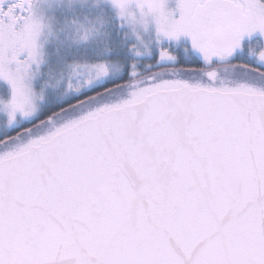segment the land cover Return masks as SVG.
<instances>
[{
	"label": "snow or ice",
	"instance_id": "1",
	"mask_svg": "<svg viewBox=\"0 0 264 264\" xmlns=\"http://www.w3.org/2000/svg\"><path fill=\"white\" fill-rule=\"evenodd\" d=\"M0 264H264V0H0Z\"/></svg>",
	"mask_w": 264,
	"mask_h": 264
},
{
	"label": "rangeland",
	"instance_id": "2",
	"mask_svg": "<svg viewBox=\"0 0 264 264\" xmlns=\"http://www.w3.org/2000/svg\"><path fill=\"white\" fill-rule=\"evenodd\" d=\"M221 73L223 76L228 77L231 74V69L227 66L221 68Z\"/></svg>",
	"mask_w": 264,
	"mask_h": 264
}]
</instances>
